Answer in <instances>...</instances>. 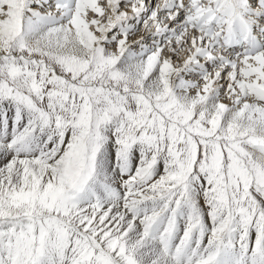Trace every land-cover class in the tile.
<instances>
[{
	"label": "snow or ice",
	"instance_id": "obj_1",
	"mask_svg": "<svg viewBox=\"0 0 264 264\" xmlns=\"http://www.w3.org/2000/svg\"><path fill=\"white\" fill-rule=\"evenodd\" d=\"M0 264H264V0H0Z\"/></svg>",
	"mask_w": 264,
	"mask_h": 264
}]
</instances>
